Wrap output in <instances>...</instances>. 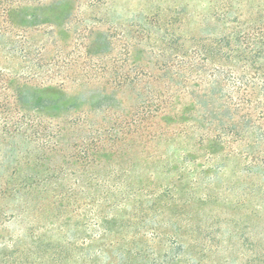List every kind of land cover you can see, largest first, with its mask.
I'll use <instances>...</instances> for the list:
<instances>
[{
  "label": "trees",
  "instance_id": "trees-1",
  "mask_svg": "<svg viewBox=\"0 0 264 264\" xmlns=\"http://www.w3.org/2000/svg\"><path fill=\"white\" fill-rule=\"evenodd\" d=\"M179 14H140L118 36L15 38L1 26L0 214L33 218L2 258L215 264L191 254L190 208L202 222L208 200L194 188L221 171L214 160L264 157V37L184 34Z\"/></svg>",
  "mask_w": 264,
  "mask_h": 264
},
{
  "label": "rangeland",
  "instance_id": "rangeland-1",
  "mask_svg": "<svg viewBox=\"0 0 264 264\" xmlns=\"http://www.w3.org/2000/svg\"><path fill=\"white\" fill-rule=\"evenodd\" d=\"M90 1L93 0H76L73 11V6L52 8L58 0H0V28L9 29L15 38L30 33L39 40L54 31L63 39L68 34L75 37L82 29L88 34L91 27L101 32L108 29L118 36L126 23L135 17L139 19L140 14L148 17L160 12L164 21L178 17L179 13L189 16L184 34L264 37V0H99L97 7H91ZM70 10L73 11L71 18ZM24 19L33 25L22 26ZM70 21L76 23L75 27L68 25ZM80 21H84L81 31L77 29ZM5 56L6 50L0 48V64H4ZM19 63L13 60L11 65ZM45 93L48 98L56 99L55 92ZM239 146L232 147L241 153L244 150ZM261 148L264 150V145ZM240 156L222 159L219 164L214 160L209 167L221 166V171L207 174L194 188L196 203L207 197L208 200L201 208L202 222L197 219L199 206L190 208L188 240L193 246V258L199 257L201 248L206 254L203 258L212 259L215 264H264V157L254 161ZM3 163L0 156V176L4 174ZM30 218L8 216L4 222L0 214V264H36V258H2V255H11L10 242L25 234L28 221L33 220Z\"/></svg>",
  "mask_w": 264,
  "mask_h": 264
}]
</instances>
